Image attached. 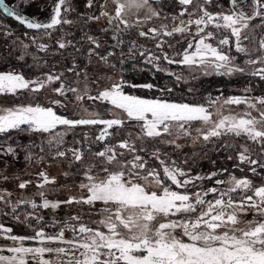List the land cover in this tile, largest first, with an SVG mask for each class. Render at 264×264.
<instances>
[{
	"label": "snow or ice",
	"instance_id": "snow-or-ice-1",
	"mask_svg": "<svg viewBox=\"0 0 264 264\" xmlns=\"http://www.w3.org/2000/svg\"><path fill=\"white\" fill-rule=\"evenodd\" d=\"M31 2L32 0H19L18 3L8 4L5 0H0V9L28 29L48 30L62 23H71L69 20H62V7L66 0H54L52 14L47 23L39 22L34 17L30 18L25 13L24 9L30 6ZM210 3L212 0H179V4L185 7L181 9L178 17H173L174 21L179 19L178 24H172L171 30H168L169 25L162 24L160 28L153 27L147 32L141 30L139 35H151L156 38L187 33L191 39H186V47L176 51L174 56L163 52V40L156 47L163 52V59L167 63L189 68L198 67L204 69L205 74L209 70L223 75L244 73L245 67L237 65L236 57L230 54L234 48L238 54L248 57L245 63L251 67V74L264 79V37L259 39L254 48L246 47L243 43L251 41L248 30L256 18H260V24L256 27L264 31V0H251L250 4L248 0H225V3L230 5L229 9L225 11L221 8L214 12L207 8ZM92 4L93 0H88V6L91 7ZM112 4V14L107 10L105 3L101 5L100 15L89 19L106 18L108 24L114 26L116 35L113 39L117 40L118 44L123 43L119 39L122 31L160 16V12L152 6L150 0H112ZM188 6H191L192 11ZM142 10L143 19H137L134 23L129 21L127 17L130 14ZM185 16L187 19H183ZM192 26L196 29L194 33L191 31ZM5 34L12 35L11 32ZM46 34L51 36V33ZM87 39L99 47L95 38L88 36ZM30 40L38 50H47L48 45L37 43L36 37H30ZM57 45L60 49L67 46L63 41H57ZM135 46L133 42V47ZM21 47L25 50L20 56L23 60L29 45L21 43ZM168 47L171 48L172 45ZM101 59L106 61L107 57ZM160 59V56L149 54L148 62ZM221 69L223 72H220ZM62 75L48 73L43 78L29 80L22 72L14 69L0 71V93L15 94L23 89L39 92L46 85L61 81L60 86L54 89L60 96L72 92L77 94V101H107L125 113L127 120L115 116L104 119L99 113H89L87 109L84 111L88 118L68 119L57 114L53 107L38 103L27 104L0 110V133L23 131L22 126H26L30 132L49 134L50 144L55 142L62 145L63 133L54 131L58 126L75 128L82 125H102L97 140L103 141L111 135L109 129L123 127L128 121H135L139 125L141 136L147 138L171 136L174 130L178 134L191 137V123L198 121L206 126L195 129L198 138L210 141L222 136L227 138L229 135L242 137L258 144V155L264 157V110L258 111V118L250 112L243 115H222L218 110L214 118V113L209 109L217 104L219 98L212 100L207 107L203 104L170 102L163 98H141L126 94L125 82L122 79L92 96L88 94L87 88L81 93L77 88L66 87L62 82ZM181 78L176 75L178 81ZM129 86L148 89L154 87L152 84ZM51 103L63 106L60 100H53ZM224 103H245L251 109H256L257 105L264 108V97L254 100L248 97H229ZM117 147L126 150L132 159L129 160L123 151L117 152ZM236 149L237 159L241 164L249 166L248 171L258 176L260 172L257 169L264 172V161L253 158L249 147L237 145ZM15 151L11 146H0V152L15 155ZM137 151L135 142L122 140L117 146H106L104 150L95 153L101 163L84 170L88 182L80 185L87 192V196L78 201L76 198H70L64 202L89 205L103 203V212L106 215L96 227L81 223L77 228L66 224L55 235H48L40 228L35 230L33 236H8V239L19 241L20 244L7 248L6 251L12 255H0V264H264V182L256 185L246 175L238 178L228 173V169H223L222 172L228 174L226 180L215 179L212 187L201 188L197 185L198 181H211L218 173L212 172L207 177L192 176L174 161L169 163L161 159L157 150L152 153V158L159 161L158 170L149 167L148 161L138 155ZM71 153L77 162L84 158V152L78 148L71 149ZM65 156L66 153L57 147L56 158ZM26 159H31V156ZM228 159L232 157L229 156ZM96 167H99V172L95 171ZM39 176L42 182L37 185L38 188L42 189L46 184L55 183L54 178L50 179L45 172H40ZM261 179L264 180V177ZM27 183L20 182L18 187L24 189ZM7 195L10 196V193ZM38 195L42 199L41 204L20 200L17 206L30 204L33 209L59 207V202L46 199L43 191ZM209 196L212 198L209 199ZM0 201L7 203V196L0 195ZM11 211L15 213L16 206H13ZM249 214L253 217L251 220L247 219ZM36 219L39 221L42 217ZM71 219L79 222L80 218ZM100 226L107 231L101 230ZM65 229L72 231V239L65 238ZM0 230L9 233L12 231L10 228L4 229L3 225H0ZM25 240L38 241L40 246H24ZM48 244L63 246L51 247L47 246Z\"/></svg>",
	"mask_w": 264,
	"mask_h": 264
},
{
	"label": "rangeland",
	"instance_id": "rangeland-1",
	"mask_svg": "<svg viewBox=\"0 0 264 264\" xmlns=\"http://www.w3.org/2000/svg\"><path fill=\"white\" fill-rule=\"evenodd\" d=\"M152 0H150L151 2ZM179 1V0H178ZM106 3V8L112 14L114 5L112 4V0H93L91 10L83 11L81 13L83 5L84 7L88 6V0H77L71 2L69 6H67L68 14H72L74 11L79 12L78 16H81V19L85 17H92L97 16L100 14L101 5ZM152 3V2H151ZM152 6L160 12L159 17L153 18L151 21H146L143 24L137 25L133 28L127 29L132 30V34L136 33V36L133 37L136 40L141 37L143 40L146 38L148 39L149 36H140L139 32L145 31L147 32L150 28H160L162 24L169 25V29L171 30L172 24H178L179 19L173 20V17H178L179 13L182 8L175 9V8H164L165 6H158L152 4ZM189 7V6H188ZM207 8L210 12L219 11L223 8L225 11L228 10L226 5L223 2H213L207 5ZM166 9V10H165ZM1 10V9H0ZM189 10L192 11L191 6ZM72 12V13H71ZM99 12V13H98ZM81 13V14H80ZM144 12L143 10L140 12H133L127 18L130 22H135L137 19H143ZM183 19H187V17H183ZM72 21V20H71ZM92 21V20H91ZM93 23L97 26H101L102 29H114V26H110L107 22V19L102 17L101 20H93ZM260 23H252V26L249 28L248 32L251 35V41H243L246 47L254 48L257 45L259 39L264 37V31H261L259 27ZM0 25L3 23L0 21ZM107 27V28H106ZM195 26H192L191 31L195 32ZM110 31V30H109ZM227 31V30H225ZM121 33H124L123 31ZM88 36H92L96 39L99 46L105 44L104 40L92 35L90 33ZM120 36V35H119ZM111 37V36H110ZM114 37V35H113ZM161 38L157 39V43H160L163 40L165 43L163 45V52H167L169 56H174L176 51L182 50L186 47L185 40L191 39L187 33L185 34H174L173 36H159ZM112 38V37H111ZM39 41L37 43H45L48 45L47 50L40 51L37 49L36 45L26 44L29 45L27 49V54L24 55V59H30L33 63L32 67L33 70L30 73H24L19 67L18 68H8L7 70H16L18 72H22L25 75L26 79L29 80H37L38 78H43L45 74L53 73V74H63L62 75V82L66 85V87H74L77 88L81 93L84 92L85 88H87L88 94L95 96L99 91L103 90V88L107 87L111 83L119 80H123L125 82L124 85V92L126 94H130L133 96H138L141 98L153 99V98H160V97H153V90L154 88L148 89L144 87H130L129 85H144L149 83H133L132 81L126 79L121 75V72L118 70L114 63L115 58V51H110L106 54H100L99 51L90 50L95 57H91L88 59L85 66H79L78 64L74 67H66L64 68L59 63H54V66L48 68L47 62L44 61L43 57L40 56L43 53H46L50 50V46L47 42H43L41 38H37ZM150 39V38H149ZM57 41H63L67 44L65 47L68 48L69 45L73 44L71 41L66 40L65 38L56 37ZM70 42V43H68ZM88 42H90L88 40ZM215 43V41H212ZM91 43V42H90ZM135 43V42H134ZM150 42L144 40L143 42H136V47L131 49L127 52H122L125 56L129 54H136L137 56L141 57L144 62L149 63V54L160 56L161 59L158 61H153L150 64H154L156 68L164 69L163 71L167 74L173 73L175 75H180L182 78L180 81L187 84L190 81L195 82L202 79L205 76H219V77H226V78H235L240 76L251 75V67L246 65L245 61L248 59L247 56L244 54H238L234 48L231 49L230 54L236 57V64L245 67L244 73L235 72L231 75H223L219 74L216 71L209 70L207 74H205V70L201 68H189L188 66L179 65V64H169L163 59V52L154 45L150 47ZM133 45V42H132ZM168 45H172V47H168ZM119 46V45H118ZM12 47V46H8ZM25 50L22 48L19 50L18 59L20 56L23 55ZM112 53V55H109ZM143 53V55H142ZM128 54V55H127ZM101 57H107V60L101 59ZM178 58V57H177ZM23 59V60H24ZM43 59V60H42ZM72 69V71H69ZM223 72V69L220 70ZM79 73V75H77ZM86 75V78H85ZM174 75V76H175ZM258 77V76H256ZM260 78V77H258ZM264 81V79H261ZM186 81V82H185ZM61 81L52 82L46 85L43 89L39 92H31L28 89L18 90L15 94L13 93H0V110L6 108H13L20 105H27V104H40L45 107H53L57 114L66 116L68 119H78V118H88L85 113V109L89 113H99L100 116L104 119H111L114 116L119 117L121 119L127 120L126 114L123 113L121 110L114 108L107 101H77L75 93L66 92L64 96H60L58 93L54 91L55 88L60 86ZM229 91V90H228ZM229 97H248L249 99L254 100L257 97H264L256 92H254L250 88H242V89H235L230 90L227 94L226 93H219L214 97L207 98L200 102H195V104H203L206 107L210 104L212 100L218 99L216 105L210 107V111L214 113V118H216V113L219 110V113L222 115H243L247 112H250L252 116H256L258 118V111L264 110L261 108L260 105H257L256 109H251L245 103L241 104H225L224 101ZM53 100H60L63 106L60 105H53L51 102ZM168 100V99H165ZM170 102L175 103H190L187 100L182 99V101H174L168 100ZM193 103V102H192ZM191 104V103H190ZM2 114V113H0ZM24 130L28 132V135L32 143L36 142L39 144H46L47 146H52L54 148L63 146L65 144H70L74 142L76 144L85 145L88 150H95L99 145H102L101 148L104 146L106 142V146H117L122 140H128L130 143L135 142H142V144H149L156 138H147L142 137L139 125L135 123V121H128L126 122L123 127H114L109 129L111 133L105 140L100 141L97 140V136L100 135V132L103 128L102 125H82L77 126L75 128H68L67 126H58L57 129L54 131L57 133H63V143L62 145H57L55 142L52 144L49 143L51 140V136L47 133H37V132H30L27 130L26 126ZM206 127L202 124V122L193 121L191 123V137H186L182 133H176L175 130L173 135L162 136L159 137L160 140L166 145H172L175 149H182L185 146H196L200 143H206L202 138H198V134L195 131L197 128ZM122 130V131H120ZM124 130L128 131L129 135L122 136L118 135L116 131L124 132ZM20 130H11L8 134L16 133ZM0 135H5L0 133ZM138 137H140L138 139ZM245 139V138H244ZM167 141H174V143H168ZM90 146L92 148H90ZM248 147V146H247ZM105 148V147H104ZM102 148V151L104 150ZM138 149V148H137ZM117 152L123 151L128 159H132V156L127 153L126 150L116 148ZM98 151H93V153L89 154L86 151L84 152V158L82 161L77 162L73 159L71 148L66 149L64 152L66 156L63 158H56V155L49 156L48 154H42L40 156H31V159H26L27 155H25L21 160H23L22 168L21 169H14L8 163H5L3 168L0 169V195H6L8 202L5 203L0 201V225L4 226V229L10 228L12 231L5 232L0 230V255H12L6 251L7 248L18 246L20 244L19 241H12L8 239V236L16 235V236H33L35 234V230L43 228L45 233L48 235H55L58 233L61 228H64L66 224H72L75 227H79L80 224H85L90 227H96L98 222L104 218L106 213L103 212L105 205L101 202H96L93 205L85 204V203H64L68 201L70 198H76V200H80L81 197L87 196V192L80 187L81 184L87 183L88 181L85 178L84 170L91 165H99L101 161L99 158L95 156V153ZM156 152V150H149L143 148V150L137 151L138 155L144 157L145 160L148 161V166L151 168H157L160 170L159 161L152 158V153ZM160 158L165 160L166 162L174 161L177 166L183 168L185 171L190 172V170L186 167L185 161L178 160L176 158L171 157L172 155L168 156L164 153L159 151ZM148 156L150 161L147 159ZM253 156V155H252ZM255 156H253L254 158ZM256 159V158H255ZM240 163V162H239ZM244 166L246 164H243ZM248 168L249 166L246 165ZM96 172H99V167H96ZM40 172H45L47 176L51 179L54 178L55 183L46 184L42 189L38 188L37 185L42 182V178L39 176ZM217 172V171H216ZM218 177L214 178L213 180H201L197 182V185L201 188H209L214 185L215 179L226 180L228 178V174L222 176V171H218ZM192 176L200 175L207 177L210 173H202V174H192ZM235 175V174H234ZM237 176V175H235ZM3 177H7L5 180ZM238 178L241 176H237ZM20 182H28L27 187L24 189H20L18 184ZM191 188V186H189ZM223 187V186H222ZM40 191L44 192V196L51 202H59V207L53 209L51 207L45 209L43 207H37L33 209L30 204H20L17 206V202L20 200H27V201H35L38 205L42 203L41 197L38 195ZM10 193V196L7 194ZM209 199L212 197L209 196ZM16 206V212L13 213L11 211L12 207ZM28 206L30 210L28 211L25 207ZM20 207H22L20 209ZM25 208V209H24ZM31 213V215H29ZM36 217H42L39 221ZM72 217H79V222L72 220ZM253 217L251 214L248 215L247 219L251 220ZM101 230L107 231L106 228L100 226ZM65 238L72 239L73 233L70 229H65ZM187 239V238H184ZM24 246L28 247H35L40 246L38 241L33 240H25L23 242ZM47 246L56 247V246H63L57 244H48ZM55 259V257H49ZM31 264V262H30Z\"/></svg>",
	"mask_w": 264,
	"mask_h": 264
},
{
	"label": "trees",
	"instance_id": "trees-1",
	"mask_svg": "<svg viewBox=\"0 0 264 264\" xmlns=\"http://www.w3.org/2000/svg\"><path fill=\"white\" fill-rule=\"evenodd\" d=\"M77 0H66V4L62 7V20L71 21L70 24L62 23L56 27L48 30L44 29H28L26 26H22L19 22L15 21L13 18L8 17L2 10H0V21L3 23V27H0V71L10 68H20L24 73H30L33 68V62L30 59L19 60V50L22 49L21 43L33 44L30 37L41 38L43 42H47L50 46V50L46 53L41 54L44 61L47 62L48 68L54 66V63L61 64L64 68L74 67L77 64L79 66H85L88 59L95 57V55L90 54V50L99 51L100 54H106L110 51H115L114 63L121 75L126 79L132 81L133 83H149L152 84L154 90L152 92L153 97H160L163 99L182 101V99L187 100L190 103L200 102L207 98L214 97L219 93H228L230 90L250 88L254 92L264 96V81L261 78L251 75H244L235 78H226L219 76H205L202 79L192 82H187V84L176 79V75H169L164 71H159L154 64L144 62L141 57L136 54H127L125 56L122 52L130 51L133 49L132 42L140 43L144 40L150 42V47H153L157 43V39L161 37L153 38L151 35L148 39L139 37L137 40L133 37L136 36L132 34V30L123 31L120 33L119 39L123 43H117V40L113 39V35H116L114 29H108V31H103L101 26L95 25L92 19L85 17L81 19L79 17V12L75 11L72 14H68L65 9L71 2ZM223 2L226 8L229 9L230 5L225 3V0H212L213 2ZM8 4L18 3L19 0H5ZM152 4L158 6H165L164 8H175L180 9L185 6L179 4L178 0H152ZM251 0H248V4ZM211 4V3H210ZM246 7L247 5H242ZM54 7V0H32L30 6H27L24 11L30 18H35L39 22L47 23L49 22L50 15L52 14V9ZM190 7V6H189ZM82 12L91 10V7L81 6ZM165 9V10H166ZM80 13V14H81ZM99 13V12H98ZM100 14H97L99 16ZM91 17V16H90ZM102 19V17H101ZM99 19V20H101ZM92 20V21H91ZM95 21V20H94ZM260 23V18H256L253 22ZM110 30V31H109ZM11 32L12 35H6L5 33ZM27 33V35H25ZM46 33H51L49 37ZM92 33L95 36L104 40L105 44L99 46L98 48L88 42V35ZM112 38H111V37ZM56 37L65 38L71 41L73 44L69 45L68 48L60 49L56 43ZM39 40L37 39V42ZM35 45V44H33ZM119 45V46H118ZM8 46H12L9 47ZM137 46V45H136ZM135 46V47H136ZM42 59V60H43ZM186 82V81H185ZM229 90V91H228ZM136 123V122H135ZM24 128V127H23ZM122 131V130H120ZM116 131L118 135L122 136L129 135L127 130L124 132ZM33 140L30 139L28 132L25 130L18 131L12 134L0 135V146L7 147L11 146L14 148L15 155L8 154L6 152H0V169L3 168L5 163H8L14 169H21V160L25 155L27 156H40L42 154H48L49 156L56 155V148L52 146H47L46 144L32 143ZM107 143L104 144L106 147ZM225 145H231L232 147H225ZM244 145L248 146L252 150V155L254 158L264 161V157L258 155L260 151V146L251 141H248L242 137H233L229 135L227 138L219 137L213 138L206 143H200L196 146H185L182 149H175L172 145H166L159 138L154 139L149 144H142L138 142L136 144L137 148L143 150V148L158 150L165 155H172L171 157L176 158L181 161H185L186 167L190 170L192 174H202V173H212L220 172L223 169H228V173L235 174L237 176H248L254 181L256 185L261 184L264 180V172L257 169L260 175H254L248 171V167L241 163L236 157V146ZM102 145H99L95 150H88L85 145L76 144L71 142L70 144H65L59 146L60 151H65L68 148H78L81 151H86L91 154L93 151L101 150ZM90 148H92L90 146ZM43 149V151L41 150ZM231 156L232 159H228ZM150 161V158L146 156ZM243 170V171H242ZM227 173L220 174L225 176ZM218 177V175H217ZM216 178V177H215ZM22 207H20L21 209ZM28 211L30 208L25 207ZM24 208V209H25Z\"/></svg>",
	"mask_w": 264,
	"mask_h": 264
},
{
	"label": "water",
	"instance_id": "water-1",
	"mask_svg": "<svg viewBox=\"0 0 264 264\" xmlns=\"http://www.w3.org/2000/svg\"><path fill=\"white\" fill-rule=\"evenodd\" d=\"M2 10V9H1ZM3 11V10H2Z\"/></svg>",
	"mask_w": 264,
	"mask_h": 264
}]
</instances>
